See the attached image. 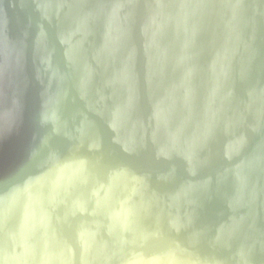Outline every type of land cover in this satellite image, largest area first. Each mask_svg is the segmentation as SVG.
I'll use <instances>...</instances> for the list:
<instances>
[{"label": "water", "instance_id": "1", "mask_svg": "<svg viewBox=\"0 0 264 264\" xmlns=\"http://www.w3.org/2000/svg\"><path fill=\"white\" fill-rule=\"evenodd\" d=\"M0 264H264V0H0Z\"/></svg>", "mask_w": 264, "mask_h": 264}]
</instances>
